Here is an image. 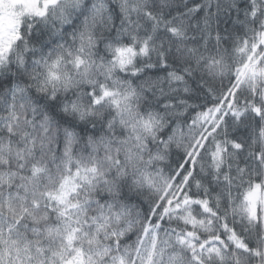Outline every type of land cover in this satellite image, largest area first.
I'll return each mask as SVG.
<instances>
[{
    "label": "snow or ice",
    "instance_id": "1",
    "mask_svg": "<svg viewBox=\"0 0 264 264\" xmlns=\"http://www.w3.org/2000/svg\"><path fill=\"white\" fill-rule=\"evenodd\" d=\"M0 264H264V0H0Z\"/></svg>",
    "mask_w": 264,
    "mask_h": 264
}]
</instances>
